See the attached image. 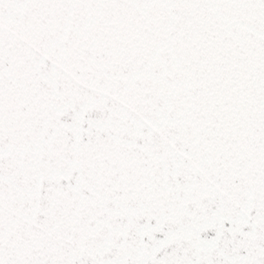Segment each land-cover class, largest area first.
<instances>
[{"label":"snow or ice","instance_id":"obj_1","mask_svg":"<svg viewBox=\"0 0 264 264\" xmlns=\"http://www.w3.org/2000/svg\"><path fill=\"white\" fill-rule=\"evenodd\" d=\"M0 264H264V0H0Z\"/></svg>","mask_w":264,"mask_h":264}]
</instances>
